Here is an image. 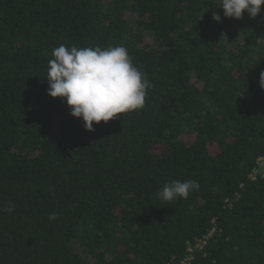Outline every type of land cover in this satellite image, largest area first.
<instances>
[{
    "label": "trees",
    "instance_id": "obj_1",
    "mask_svg": "<svg viewBox=\"0 0 264 264\" xmlns=\"http://www.w3.org/2000/svg\"><path fill=\"white\" fill-rule=\"evenodd\" d=\"M215 6L0 0V264H180L188 247L189 264H264V5ZM60 44L124 46L144 107L86 130L47 93ZM172 180L199 188L161 201Z\"/></svg>",
    "mask_w": 264,
    "mask_h": 264
},
{
    "label": "clouds",
    "instance_id": "obj_2",
    "mask_svg": "<svg viewBox=\"0 0 264 264\" xmlns=\"http://www.w3.org/2000/svg\"><path fill=\"white\" fill-rule=\"evenodd\" d=\"M261 5L264 0H216L215 7L223 9L224 17L241 19L245 12L255 18L261 12ZM213 19L220 22L221 15L213 12ZM48 65L47 93L66 100L70 114L82 118L88 131L94 130L93 122H108L117 114L142 109L151 86L124 46L69 48L60 44L52 50ZM260 86L264 88V71L260 74ZM198 188L196 180H172L156 196L170 203L176 198H187ZM4 211L11 213L13 206H7ZM58 215L51 213L49 219L55 220Z\"/></svg>",
    "mask_w": 264,
    "mask_h": 264
},
{
    "label": "built area",
    "instance_id": "obj_3",
    "mask_svg": "<svg viewBox=\"0 0 264 264\" xmlns=\"http://www.w3.org/2000/svg\"><path fill=\"white\" fill-rule=\"evenodd\" d=\"M259 161H262V158L259 159ZM205 243V240H201L199 241L195 246L198 247V248H201L202 245ZM192 248L191 247H188L187 248V254L186 256L181 260L180 264H189L191 259H192V255H191V252H192Z\"/></svg>",
    "mask_w": 264,
    "mask_h": 264
},
{
    "label": "rangeland",
    "instance_id": "obj_4",
    "mask_svg": "<svg viewBox=\"0 0 264 264\" xmlns=\"http://www.w3.org/2000/svg\"><path fill=\"white\" fill-rule=\"evenodd\" d=\"M262 170H264V163H261V164L259 165V171H262Z\"/></svg>",
    "mask_w": 264,
    "mask_h": 264
}]
</instances>
